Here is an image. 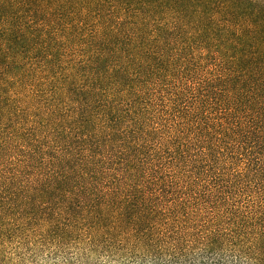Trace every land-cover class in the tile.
Returning a JSON list of instances; mask_svg holds the SVG:
<instances>
[{
    "label": "trees",
    "instance_id": "16d2710c",
    "mask_svg": "<svg viewBox=\"0 0 264 264\" xmlns=\"http://www.w3.org/2000/svg\"><path fill=\"white\" fill-rule=\"evenodd\" d=\"M264 264V0H0V264Z\"/></svg>",
    "mask_w": 264,
    "mask_h": 264
},
{
    "label": "clouds",
    "instance_id": "9594fccd",
    "mask_svg": "<svg viewBox=\"0 0 264 264\" xmlns=\"http://www.w3.org/2000/svg\"><path fill=\"white\" fill-rule=\"evenodd\" d=\"M45 264H47V262H45Z\"/></svg>",
    "mask_w": 264,
    "mask_h": 264
}]
</instances>
